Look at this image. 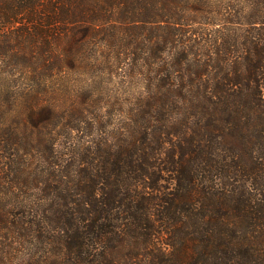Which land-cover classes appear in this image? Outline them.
Here are the masks:
<instances>
[{
  "label": "trees",
  "instance_id": "16d2710c",
  "mask_svg": "<svg viewBox=\"0 0 264 264\" xmlns=\"http://www.w3.org/2000/svg\"><path fill=\"white\" fill-rule=\"evenodd\" d=\"M99 27L167 60L113 133L75 94L26 104L63 142L0 128V264H264V0H0V59L55 76Z\"/></svg>",
  "mask_w": 264,
  "mask_h": 264
},
{
  "label": "rangeland",
  "instance_id": "374dc122",
  "mask_svg": "<svg viewBox=\"0 0 264 264\" xmlns=\"http://www.w3.org/2000/svg\"><path fill=\"white\" fill-rule=\"evenodd\" d=\"M128 29L109 31L99 27L95 39L83 46L80 59L74 64L64 65L60 73L56 72L55 76L51 74V77H35L36 73L23 72L8 65V59H0V128L25 119L27 130L32 131L34 140L48 138V133H51L57 135L58 143L63 142V133L67 131L64 120H48L39 124L36 118L29 124L26 115L30 113L26 104H35L38 99L44 106L54 105L55 112L62 111L68 107V103L74 101L75 94L79 108L85 113L86 122L94 127L103 126L108 133H113L114 126L126 120L133 97L145 90L147 77L154 75L157 64L161 65V62L167 60L164 59L165 54L160 55L152 60L155 64L150 66L151 59H144L146 54L140 53L139 48L136 50L137 68L130 70L131 66L127 64L130 59H120L127 49L122 44H125V34L131 33ZM119 51L121 54L118 55ZM126 52H130V49ZM15 61L18 60L11 59L12 63ZM96 133L83 140L95 139ZM75 135L76 133L72 134V139H76Z\"/></svg>",
  "mask_w": 264,
  "mask_h": 264
}]
</instances>
